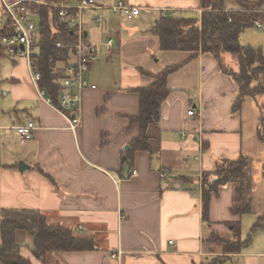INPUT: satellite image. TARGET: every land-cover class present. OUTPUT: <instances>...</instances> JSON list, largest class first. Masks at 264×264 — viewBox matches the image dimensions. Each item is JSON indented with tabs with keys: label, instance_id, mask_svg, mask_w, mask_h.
<instances>
[{
	"label": "crops",
	"instance_id": "obj_1",
	"mask_svg": "<svg viewBox=\"0 0 264 264\" xmlns=\"http://www.w3.org/2000/svg\"><path fill=\"white\" fill-rule=\"evenodd\" d=\"M125 1L140 8V16L104 11L99 27L89 18L94 12L87 13V40L97 55L89 78L97 88L82 95L76 131L39 97L27 62L0 51V212L38 210L50 223L93 238L99 247L52 253L43 262L32 253V237L19 232L25 245L20 254L31 264H211L223 249L207 242L210 233L229 238L226 223L243 224L251 215L233 216L234 184H228L211 195V228L203 221L200 179L223 160L252 159L261 131L249 125L246 137V100L234 112L238 84L210 54L169 77L161 120L148 129L151 152L126 153L140 135L139 125L131 122L140 112L137 90L154 82L151 73L187 58L184 52L161 50L152 34L156 21L167 12L200 19L212 0ZM109 38L116 40L111 54L101 46ZM224 62L234 61L226 54ZM231 67L238 71V65ZM190 110L196 114L189 116ZM30 121L38 129L22 143L14 128ZM21 163L28 168L21 171ZM119 253L121 259L112 258ZM257 254H230L223 264H264V252Z\"/></svg>",
	"mask_w": 264,
	"mask_h": 264
},
{
	"label": "trees",
	"instance_id": "obj_2",
	"mask_svg": "<svg viewBox=\"0 0 264 264\" xmlns=\"http://www.w3.org/2000/svg\"><path fill=\"white\" fill-rule=\"evenodd\" d=\"M234 1L238 2L239 7L227 9L225 0H212V7L204 11L200 19L169 12L162 14L156 21L152 34L159 38L161 50L184 52L187 58L157 74L151 73L154 82L137 90L140 96V112L131 118V122L139 125L140 135L126 153L131 155L137 151L151 152L148 129L161 120L162 105L171 92L168 87L169 77L201 54L214 56L219 61L221 71L231 76L238 84L239 93L233 107L234 112L241 110L248 97L257 98L264 95L263 50L241 43L244 31L257 27L256 23H260L264 31V1ZM34 6L41 14L42 37L38 53L34 57L35 65L42 75L40 87L47 91L54 105L60 106L64 76L59 74L58 70L73 63V53L68 48H57L55 43L57 40L71 43L75 38L71 35L70 24L59 18L57 9L45 5ZM6 26H9V23ZM226 54H231L236 59L237 72L224 62ZM258 136L264 141L262 132L259 131ZM253 163L254 160L246 156L236 160H223L216 165L213 173L203 176L202 216L208 228L212 226L209 221L211 195L217 194L222 186L234 184V201L231 207L233 216L241 218L253 213ZM226 226L232 234L229 238L217 231H212L209 235L207 242H218L222 244L223 249V256L214 258L211 264H223L230 254L242 253L251 244L254 235L264 230V211L258 216L244 241L241 220L226 223ZM19 232L32 237V253L43 262L52 253L99 249L93 238L80 236L71 228L50 223L46 215L38 210L3 209L0 212V264H31L20 254V248L25 245L17 238Z\"/></svg>",
	"mask_w": 264,
	"mask_h": 264
},
{
	"label": "built area",
	"instance_id": "obj_3",
	"mask_svg": "<svg viewBox=\"0 0 264 264\" xmlns=\"http://www.w3.org/2000/svg\"><path fill=\"white\" fill-rule=\"evenodd\" d=\"M0 2L7 14V21L0 26L2 33L0 35V50L8 58L27 62L39 97L52 105L56 111L65 115L70 121V130L76 131L81 122L82 95L87 89L97 88L89 78L97 55L86 37L87 13L94 12L89 15V18L101 27L104 24V11H111L114 14L123 15L127 19H134L140 16L141 9L132 6L125 0H115L110 5H102L97 0H60L57 3H40L34 0H0ZM36 4L57 9L59 18L70 24L71 35L76 39L75 42L71 43H66L63 40H57L55 43L57 48H68L73 53V63L58 70V73L64 76V89L60 94V106L54 105L47 91L40 87L42 75L34 62L42 37L40 30L41 14L34 6ZM173 13L175 15V12ZM7 23L9 26H6ZM256 26L261 28L260 23H256ZM115 43L114 38H109L103 41L101 46H104L111 54ZM195 114L194 110L188 112L189 116ZM37 129L36 124L32 121L14 128L22 143L31 140ZM135 174V172L132 173V175ZM200 180V190H202L203 183L202 179ZM112 258L121 259V253L112 255Z\"/></svg>",
	"mask_w": 264,
	"mask_h": 264
},
{
	"label": "rangeland",
	"instance_id": "obj_4",
	"mask_svg": "<svg viewBox=\"0 0 264 264\" xmlns=\"http://www.w3.org/2000/svg\"><path fill=\"white\" fill-rule=\"evenodd\" d=\"M238 6H239L238 2L234 0H225V7L235 9ZM6 21H7V14L5 13L3 6L0 3V23L3 24ZM90 28L91 27H89L88 29ZM92 30L93 29H90V32H92ZM91 35L93 36V33ZM241 41L245 45L260 47L264 52V31L262 29H259L257 27H250L246 29L242 35ZM227 55H230L232 61H234L231 63V66L237 65L234 56H232L231 54H227ZM245 104L247 106L245 107L243 116L246 123L245 128H247V131H245L246 137L248 136L249 125H251L253 132L256 131L257 129H260L261 130L260 132H262L264 136V95H262V97L258 96L257 98L248 97V99H246ZM257 105L261 106L260 110L256 108ZM258 141L259 142H256L257 148L255 154L252 156V159L254 160L253 163L254 165L252 166L253 168L252 182L254 185V194H253L254 214H251L244 218L242 224L243 241L247 239V236L250 230L255 225L258 216L262 214L264 211V141L259 139V137H258ZM249 142H250L249 139L246 138L245 145H247ZM202 183H203V179H202ZM244 252L250 253L251 255H255V256L258 255L257 253L264 252V232L257 233L253 237L251 244L244 250Z\"/></svg>",
	"mask_w": 264,
	"mask_h": 264
},
{
	"label": "water",
	"instance_id": "obj_5",
	"mask_svg": "<svg viewBox=\"0 0 264 264\" xmlns=\"http://www.w3.org/2000/svg\"><path fill=\"white\" fill-rule=\"evenodd\" d=\"M86 37H87V33H86ZM19 168H20L21 171H23L24 169H27L28 167L24 163H21L19 165Z\"/></svg>",
	"mask_w": 264,
	"mask_h": 264
}]
</instances>
